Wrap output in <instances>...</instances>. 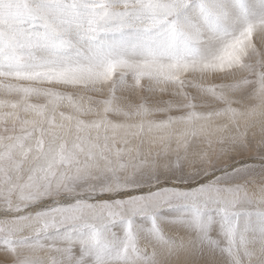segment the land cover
Returning a JSON list of instances; mask_svg holds the SVG:
<instances>
[{
  "label": "snow or ice",
  "instance_id": "snow-or-ice-1",
  "mask_svg": "<svg viewBox=\"0 0 264 264\" xmlns=\"http://www.w3.org/2000/svg\"><path fill=\"white\" fill-rule=\"evenodd\" d=\"M0 264H264V0H0Z\"/></svg>",
  "mask_w": 264,
  "mask_h": 264
}]
</instances>
